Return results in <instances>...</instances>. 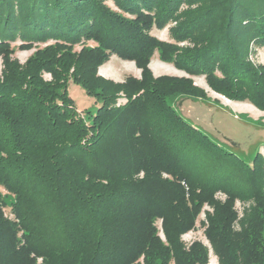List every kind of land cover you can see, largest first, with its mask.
Returning a JSON list of instances; mask_svg holds the SVG:
<instances>
[{"label": "trees", "instance_id": "obj_1", "mask_svg": "<svg viewBox=\"0 0 264 264\" xmlns=\"http://www.w3.org/2000/svg\"><path fill=\"white\" fill-rule=\"evenodd\" d=\"M106 1L0 0V188L12 196L0 195V264H206L199 241L180 239L205 205L217 263L264 264V157L244 161L185 122L172 99L204 90L149 68L158 52L264 112V65L246 61L247 42L264 45V0ZM166 26L172 42L150 34ZM16 40L24 51L55 42L20 63ZM112 55L140 79L99 76ZM70 82L98 102L93 113L77 111ZM236 200L253 204L240 233Z\"/></svg>", "mask_w": 264, "mask_h": 264}, {"label": "rangeland", "instance_id": "obj_2", "mask_svg": "<svg viewBox=\"0 0 264 264\" xmlns=\"http://www.w3.org/2000/svg\"><path fill=\"white\" fill-rule=\"evenodd\" d=\"M105 4L113 11H117L112 0H107ZM196 7L193 5L190 8ZM188 9L187 6L183 5L180 11ZM168 27L159 30L152 28L150 34L159 40L172 42ZM55 41L48 40L45 43L36 44L33 49L29 51L20 50L19 40L10 43L13 48V57L16 58L20 63L33 54V52L39 47L43 48L48 44H53ZM240 43V42H239ZM180 46H189L188 42H182ZM96 46L94 41L81 42L73 47V50L78 52L82 47ZM242 46V45H241ZM244 49V47H241ZM247 55L246 61L253 65H264V45L247 42ZM149 68L152 72L153 77L158 76H171V77H187L191 78L194 85L203 89L205 96H190V95H178L175 96L171 105L185 122L199 129L205 135H207L212 141L221 146L225 151L230 152L243 159L244 161H250L253 156L260 152L264 157V112L258 110L249 102H238L228 100L222 95L215 93L207 84L205 75H192L189 76L182 70H178L173 62H164L160 59L158 52H155L150 63ZM0 70H1V59H0ZM99 76L112 80L113 82L121 83L125 81L127 77H133L140 79V70L136 68L134 62L125 61L120 59L116 55L109 57L103 66H101L97 73ZM219 76V72L215 73ZM44 78L49 79L46 74ZM68 94L74 101V105L79 113L85 111L94 112L98 107V102L94 98L86 95L84 90L73 83L68 84ZM126 102V98L123 93H119L118 98L115 101V105H123ZM1 198H12L7 192L0 188ZM216 197L220 201L225 200V196L221 193H217ZM2 210L9 218H12L10 214L9 205H6ZM253 206L252 201H240L236 200L234 205V211L236 212V219L232 224V230L234 233H240L242 230L241 223L245 214L247 213L250 217L251 207ZM212 213V209L208 206H204L198 217L194 228L189 232L183 234L180 239L184 244V249H188L193 241H199L207 251V262L206 264H218L217 257L212 249V246L205 236V230L207 228L206 212ZM245 220V218H244ZM244 223H247L246 221ZM154 227L156 236L164 241V234L161 229V221L155 220ZM142 264V259H140ZM36 264H41V259H37ZM168 264H174L173 261Z\"/></svg>", "mask_w": 264, "mask_h": 264}, {"label": "crops", "instance_id": "obj_3", "mask_svg": "<svg viewBox=\"0 0 264 264\" xmlns=\"http://www.w3.org/2000/svg\"><path fill=\"white\" fill-rule=\"evenodd\" d=\"M102 66H103V65H102ZM100 67H101V66H100ZM100 67H99V68H100ZM98 70H99V69H98Z\"/></svg>", "mask_w": 264, "mask_h": 264}]
</instances>
